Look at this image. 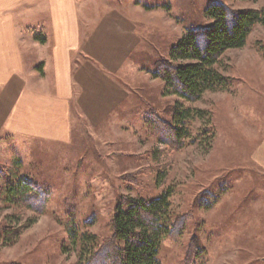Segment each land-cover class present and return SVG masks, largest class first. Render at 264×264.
Segmentation results:
<instances>
[{
	"label": "rangeland",
	"instance_id": "obj_1",
	"mask_svg": "<svg viewBox=\"0 0 264 264\" xmlns=\"http://www.w3.org/2000/svg\"><path fill=\"white\" fill-rule=\"evenodd\" d=\"M133 1L141 42L116 76L129 96L115 114L96 128L73 123L65 143L0 142V264H83L86 235L95 251L111 241L120 198L151 200L167 190L173 217L184 220L179 234L162 239L161 264H264V167L255 156L264 137V26L221 56L229 86L190 102L164 93L155 62L211 23L204 12L215 0ZM222 1L264 8V0ZM34 60L26 64L39 73ZM177 101L192 109L179 147L160 142L157 130ZM20 181L44 191L43 207L6 200ZM11 230L19 232L8 239Z\"/></svg>",
	"mask_w": 264,
	"mask_h": 264
},
{
	"label": "crops",
	"instance_id": "obj_2",
	"mask_svg": "<svg viewBox=\"0 0 264 264\" xmlns=\"http://www.w3.org/2000/svg\"><path fill=\"white\" fill-rule=\"evenodd\" d=\"M140 9L133 0H0V142L65 143L73 123L96 128L115 114L129 96L116 76L141 42L131 16ZM255 156L264 167V137Z\"/></svg>",
	"mask_w": 264,
	"mask_h": 264
},
{
	"label": "trees",
	"instance_id": "obj_3",
	"mask_svg": "<svg viewBox=\"0 0 264 264\" xmlns=\"http://www.w3.org/2000/svg\"><path fill=\"white\" fill-rule=\"evenodd\" d=\"M204 13L211 23L189 30L170 48L168 58L155 62L153 71L154 77L164 81L165 94H174L190 102L199 100L206 91L229 86L230 78L217 68L221 56L228 49L243 47L255 25L264 26V8L235 10L222 0H215ZM36 38L44 40L39 35ZM191 112V108L173 102L170 122L165 127H157L160 142L183 145L190 135L187 120ZM196 112L199 116L203 114L201 110ZM5 191V198L10 202L23 201L30 208L32 205L41 208L45 203L44 191L33 188L28 182L20 181ZM173 216L168 190L151 200L120 198L111 221V241L95 251L96 245L90 241L92 237L86 235L85 244H81L83 264H161L158 252L162 239L179 234L184 220ZM18 232L11 230L7 233L8 239ZM107 249L111 252L105 251ZM107 259H110L109 263H106Z\"/></svg>",
	"mask_w": 264,
	"mask_h": 264
}]
</instances>
